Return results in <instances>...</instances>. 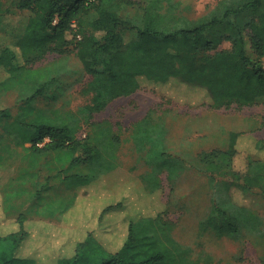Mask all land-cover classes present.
<instances>
[{
    "label": "trees",
    "instance_id": "obj_1",
    "mask_svg": "<svg viewBox=\"0 0 264 264\" xmlns=\"http://www.w3.org/2000/svg\"><path fill=\"white\" fill-rule=\"evenodd\" d=\"M12 2L31 17L19 41L0 51V70L7 77L0 81V95L30 88L25 102L31 106L56 83V78L34 66L49 55L65 58L75 53L91 77L87 89L92 101L80 110L87 122L144 84L190 107L264 104V0H220L200 18L178 13L175 0H148L142 5L132 0ZM28 112L35 110L29 107ZM11 117L10 109L0 111V121ZM16 121L36 130L27 132L24 141L33 154L58 152L61 162L87 171L66 177L63 184L70 194L63 200L53 196L43 209L71 227L32 222L24 214L11 220L7 204L15 194L0 191V264L212 262L210 256L196 255L180 243L166 219L168 211L159 202L160 176L166 174L169 182H175L185 167L165 152L166 132L152 126L149 118L125 140L109 123L92 124V134L79 139L81 119L72 113L38 114L28 124L21 118ZM240 137L230 135L227 151L200 155L212 190L208 215L199 224L203 232L236 234L251 211L249 196L258 191L264 197V140H253L254 152L245 170L238 172L234 159ZM127 143L148 167L144 174L123 170L119 153ZM120 184L127 193L134 188L129 201L136 204L134 208L122 200ZM49 191L37 194L42 197ZM85 213H94L91 222ZM79 219L84 225H76ZM33 236L42 237L41 246L31 258H23V247ZM55 238L61 239L60 247L52 242Z\"/></svg>",
    "mask_w": 264,
    "mask_h": 264
},
{
    "label": "rangeland",
    "instance_id": "obj_2",
    "mask_svg": "<svg viewBox=\"0 0 264 264\" xmlns=\"http://www.w3.org/2000/svg\"><path fill=\"white\" fill-rule=\"evenodd\" d=\"M132 1L142 5L148 0ZM175 1L179 5L178 13L200 18L220 0ZM30 17V12L20 11L12 0H0V51L19 41ZM34 68L56 78L54 88L46 97L29 106L25 99L32 94L30 88L0 95V111L10 109L12 115L11 119L0 121V191L15 194L7 204L11 220L24 214L29 220H44L62 226L57 216L43 210L44 206L53 196L63 200L70 194L71 190L63 184L66 177L87 171L84 166L72 167L61 162L58 152L33 154L31 145L24 142L29 138L27 132L31 128L19 124L17 119L21 118L24 124H28L38 114L72 113L81 119L79 139L92 134V124L109 123L125 140L144 119L149 118L152 126L166 132L165 152L180 159L185 167L184 173L175 182H169L166 174L160 176L162 190L159 202L164 205L163 210L168 211L166 219L174 225V237L192 248L196 255L211 257L212 262L202 264H264V197L258 191L249 196L251 211L248 210L245 219L240 221L236 234L220 236L199 228L208 215L212 194L200 155L214 150L227 151L230 135L240 133L234 165L236 171H244L247 158L254 152L253 140H264V104L244 108L234 105L228 109H212L207 105L190 107L177 104L144 84L136 93L116 100L87 122L80 110L91 104L92 95L87 89L91 77L85 74L76 54L65 58L49 55ZM6 78L0 70V81ZM29 107L34 108L33 114L28 112ZM119 160L123 170L132 175L139 176L148 170L131 143L123 146ZM120 185L122 200L128 207L134 208L136 204L129 203L133 201L130 195L135 193L134 188L128 194L125 186ZM47 188L49 192L38 196V191ZM106 199L111 201V197ZM93 214L85 213L84 216L91 222ZM76 225H84V220L79 219ZM64 226L71 227L68 224Z\"/></svg>",
    "mask_w": 264,
    "mask_h": 264
},
{
    "label": "crops",
    "instance_id": "obj_3",
    "mask_svg": "<svg viewBox=\"0 0 264 264\" xmlns=\"http://www.w3.org/2000/svg\"><path fill=\"white\" fill-rule=\"evenodd\" d=\"M30 221L35 222V221H41V220H30ZM62 226H64V224H62ZM41 238H42L41 236L31 237V239L28 241V243H26L23 247V250H22L23 258H31L34 255V253H35L34 251L39 249V247L41 246V245H38ZM60 241H61V239H59V238H55V240H52L53 243L56 242V244H55L56 247L61 246ZM33 258H35V256Z\"/></svg>",
    "mask_w": 264,
    "mask_h": 264
}]
</instances>
